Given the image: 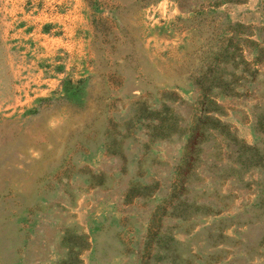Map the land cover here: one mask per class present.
Wrapping results in <instances>:
<instances>
[{
	"label": "rangeland",
	"instance_id": "obj_1",
	"mask_svg": "<svg viewBox=\"0 0 264 264\" xmlns=\"http://www.w3.org/2000/svg\"><path fill=\"white\" fill-rule=\"evenodd\" d=\"M0 264H264V0H0Z\"/></svg>",
	"mask_w": 264,
	"mask_h": 264
},
{
	"label": "trees",
	"instance_id": "obj_2",
	"mask_svg": "<svg viewBox=\"0 0 264 264\" xmlns=\"http://www.w3.org/2000/svg\"><path fill=\"white\" fill-rule=\"evenodd\" d=\"M199 128V127H198ZM198 128L195 129L194 133H193V138L195 137L194 134L198 131Z\"/></svg>",
	"mask_w": 264,
	"mask_h": 264
}]
</instances>
